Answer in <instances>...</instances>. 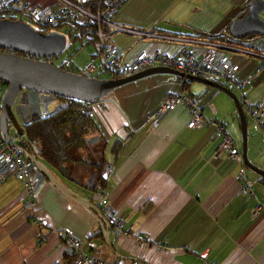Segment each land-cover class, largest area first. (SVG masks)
Masks as SVG:
<instances>
[{
	"label": "crops",
	"instance_id": "crops-1",
	"mask_svg": "<svg viewBox=\"0 0 264 264\" xmlns=\"http://www.w3.org/2000/svg\"><path fill=\"white\" fill-rule=\"evenodd\" d=\"M28 2L55 5V0ZM165 33L210 34L199 29ZM260 63L251 74H241L242 68L239 74L240 79L256 76L248 98L257 105L264 104V63ZM162 84L155 91H143L145 84H136L134 96L125 97L129 92H123V100L113 94L93 104L90 116L100 129V141L91 150H72L73 161L64 166L63 175L50 170L40 160L38 149L32 148L55 178L94 206V191L86 186L97 172L80 161L98 159L97 154L102 157L105 148L106 166L114 168V175L99 183L96 178V184L105 186L108 205L120 212L128 235L117 236L111 229L107 242V222L45 177L35 218L23 210L27 200L23 186L9 177L0 181V264H74L76 256L69 241L88 237L98 247L93 253L106 262L264 264V182L244 164L216 155L219 140L214 129H190L191 116L185 107L179 106L156 124L149 122L170 94L185 89L177 77L163 79ZM192 84L189 92L200 96L206 116L225 123L242 146V138H237L240 126L233 119L235 105L221 97L220 91L202 85L195 92ZM260 137L251 139L249 133L248 155L264 170V137ZM242 172L253 195L242 192ZM258 207L261 211L254 217Z\"/></svg>",
	"mask_w": 264,
	"mask_h": 264
},
{
	"label": "built area",
	"instance_id": "built-area-1",
	"mask_svg": "<svg viewBox=\"0 0 264 264\" xmlns=\"http://www.w3.org/2000/svg\"><path fill=\"white\" fill-rule=\"evenodd\" d=\"M128 1L55 0V5L52 6H33L28 0H0V20L21 21L43 34L64 35L66 47L60 57L67 53L66 58H61V62H57L56 58V64L50 61L59 68H69L75 51L93 45L96 50L91 55V63L81 73L76 74H87L90 78L99 80H115L154 68H167L182 73L185 77H198L224 85L232 91L237 90V97L248 120H252L261 129L264 137V104H254L248 98L250 82L256 76L240 79L241 67L233 60L234 57L245 56L254 57L264 63V36H248L229 42L227 38L215 40L209 36L162 33L155 28L141 30L123 27L115 22V18ZM118 34H128L134 40L123 47L114 39ZM72 52L74 53L71 56ZM187 81L183 78V85ZM2 96L3 93H0V104ZM201 103L200 96L184 89L180 93L170 94L148 121L156 124L164 115L183 106L191 116L188 124L190 129H214L215 139L219 140L216 155L223 154L244 164L241 142L229 133L225 123L207 117ZM92 105L89 104L84 112L92 115ZM25 140L26 133L22 136L17 134L7 140L0 121V181L3 182L9 177L19 181L27 199L23 210L32 212L37 218L39 209L36 201L43 176L37 166L24 156L21 144ZM102 173L103 179L108 180L114 175V168L107 165ZM240 180L243 183L242 192L253 195L244 172L240 174ZM93 199L114 233L117 236L128 235L120 212L108 205L103 184L98 185ZM260 211L261 207H258L254 211V217ZM69 246L76 256L74 264H121L106 262L93 253L98 247L91 237L85 240L73 238L69 241ZM128 264L145 263L132 260Z\"/></svg>",
	"mask_w": 264,
	"mask_h": 264
},
{
	"label": "water",
	"instance_id": "water-1",
	"mask_svg": "<svg viewBox=\"0 0 264 264\" xmlns=\"http://www.w3.org/2000/svg\"><path fill=\"white\" fill-rule=\"evenodd\" d=\"M263 11L264 0L252 1L246 15L243 18L235 19L230 24L231 38L244 39L252 35L264 36V20L261 17ZM65 47V37L60 33L43 34L21 21L0 20V49L8 51L0 52V82L7 86L1 99L0 121L3 135L7 140L11 139L10 121L15 127V132L22 136L24 135L23 128L17 118H20L21 121L24 120V124L27 125L31 119L42 116L44 94L95 104L112 98L114 92L126 84L156 75H171L216 89L233 99L241 128L243 163L264 179V170L250 161L248 155L249 120L238 97L232 90L210 80L193 76L185 77L184 74L167 68L150 69L124 79L99 80L90 78L87 74L79 75L66 71L53 65L50 61H38L10 53L20 52L41 59L53 60L61 56ZM99 141L100 137H95L87 142L89 145H94ZM22 152L28 160L37 166L43 176L54 183L64 194L83 206L95 208L90 201L73 193L55 178L39 160L29 142H26V149H22ZM96 178L93 176L89 180L86 189L94 191ZM110 230L111 227L107 224L105 234L107 242H109Z\"/></svg>",
	"mask_w": 264,
	"mask_h": 264
},
{
	"label": "rangeland",
	"instance_id": "rangeland-1",
	"mask_svg": "<svg viewBox=\"0 0 264 264\" xmlns=\"http://www.w3.org/2000/svg\"><path fill=\"white\" fill-rule=\"evenodd\" d=\"M252 1L254 0H129V3L120 11L118 16L116 17L115 22L127 28L144 30L155 28L157 31L164 33L173 31L183 32L187 29H199L203 30L204 32H209L210 34H220L227 29V26L230 25V22L234 21V19L244 10L246 6L250 5ZM261 17L264 20V11L262 12ZM114 39L117 44L123 47L127 44L132 43L134 40L133 37L128 34H118ZM213 39L221 40L220 38ZM95 50L96 48L93 45H87L83 49H81V51L75 54V56H72V54L74 53L72 52L70 54L72 56V67L70 69L81 73L91 63V55L95 53ZM66 54L67 53H65L62 57H58L57 62H61L63 60L61 58H66ZM233 60L240 65L243 70V73L241 74L243 75L251 74L261 67V61L254 57L249 58L245 56H237L234 57ZM170 78L173 79L176 77L171 75H156L148 77L118 88L115 91L114 95L115 97L119 96V100H123V92H129L127 95H123L125 97L134 96L137 88L136 84H145V87L142 88L143 91H145L146 88L148 90L155 91L157 89H160V85H163V79L167 80ZM203 86L198 83H193L191 87L193 91L198 92V89H201V87ZM6 89L7 86L0 82V92L4 93ZM250 90L251 87H249L248 90L251 97ZM233 92L236 94V96L239 94L237 90H234ZM218 94L221 95V97H225L229 101H231L232 105H235L233 99L230 96L222 92H219ZM43 103L44 106L42 107L41 111L44 115L51 111H56L60 107L65 105L64 100L55 98L51 94H44ZM233 119L237 122L238 126H240L239 120H237L238 116L235 110V106ZM249 133L251 139L254 136L260 137L262 134L261 129L257 125H255L252 120H249ZM10 134L12 136H15V131L13 128H11ZM237 138H242L241 128ZM102 175L103 173H101V176L99 178L97 177V183H99L100 179H102V182L104 181ZM97 188L98 186L96 184L94 192L97 190ZM92 202L96 203V205H93L95 208L91 209L96 212V214L100 213L97 202L94 199L92 200ZM91 239L95 242L93 237H91Z\"/></svg>",
	"mask_w": 264,
	"mask_h": 264
},
{
	"label": "trees",
	"instance_id": "trees-1",
	"mask_svg": "<svg viewBox=\"0 0 264 264\" xmlns=\"http://www.w3.org/2000/svg\"><path fill=\"white\" fill-rule=\"evenodd\" d=\"M247 11L248 7L244 8V10L237 16V19L243 18ZM229 27L230 25L220 34L200 33V35L206 34V36L211 38H227L229 42L239 41L238 39H231L229 36ZM79 51L81 50L78 49L75 51V54ZM14 54L20 56V54L23 53L14 52ZM71 67L72 65L67 69H62L71 72ZM189 84H192V82L187 81L184 85L185 90L188 92ZM54 97L64 100L65 105L48 115L33 118L30 123L26 125V140L24 143L26 144V142H29L33 149L35 146L40 153V160L46 166L50 167V169L63 175L65 174L64 166L73 161V157L70 154L71 151L83 148L91 150L94 146L89 145L87 141L90 138L101 137V132L93 117L84 112L89 106L88 103L73 99H65L59 96ZM104 151L102 152V157L97 154L98 159L92 160L87 158L80 161L87 165L90 170H95L98 178L101 176V173L107 164ZM260 181L264 182V179L260 178ZM98 215L101 221L105 222L103 216L100 213H98Z\"/></svg>",
	"mask_w": 264,
	"mask_h": 264
},
{
	"label": "flooded vegetation",
	"instance_id": "flooded-vegetation-1",
	"mask_svg": "<svg viewBox=\"0 0 264 264\" xmlns=\"http://www.w3.org/2000/svg\"><path fill=\"white\" fill-rule=\"evenodd\" d=\"M251 4V3H250ZM246 7H248L249 8V5L248 6H246ZM245 7V8H246ZM0 52H8V51H5V50H1L0 49ZM10 53H14V52H10ZM20 56H23V57H27V58H30V59H34V60H38V61H51L50 59H41V58H38V57H34V56H31V55H26V54H20ZM56 60L57 59H53L52 61L55 63L56 62ZM56 64V63H55ZM18 119V122H19V124H20V126L23 128V132H24V129H25V127H26V125L24 124V120H22L21 121V119L20 118H17ZM32 120V119H31ZM11 128H13L14 129V131H15V127H14V125L12 124V122L10 121V130H9V133H10V131H11ZM25 133V132H24ZM21 148L22 149H26V145H25V143H22L21 144Z\"/></svg>",
	"mask_w": 264,
	"mask_h": 264
},
{
	"label": "bare ground",
	"instance_id": "bare-ground-1",
	"mask_svg": "<svg viewBox=\"0 0 264 264\" xmlns=\"http://www.w3.org/2000/svg\"><path fill=\"white\" fill-rule=\"evenodd\" d=\"M252 36H257V35H252ZM230 37H231V35H230ZM231 39H233V38H231ZM234 40H237V39H234ZM238 40H240V39H238Z\"/></svg>",
	"mask_w": 264,
	"mask_h": 264
}]
</instances>
